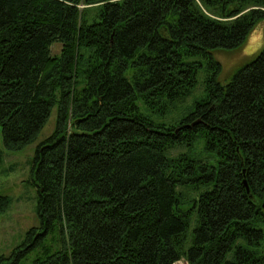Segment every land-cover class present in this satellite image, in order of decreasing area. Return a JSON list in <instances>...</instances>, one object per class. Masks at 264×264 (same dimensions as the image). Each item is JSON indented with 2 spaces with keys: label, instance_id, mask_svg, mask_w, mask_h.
Listing matches in <instances>:
<instances>
[{
  "label": "trees",
  "instance_id": "trees-1",
  "mask_svg": "<svg viewBox=\"0 0 264 264\" xmlns=\"http://www.w3.org/2000/svg\"><path fill=\"white\" fill-rule=\"evenodd\" d=\"M263 20L264 0H0L5 148L57 110L39 224L0 264H264V46L224 84L213 54Z\"/></svg>",
  "mask_w": 264,
  "mask_h": 264
},
{
  "label": "rangeland",
  "instance_id": "rangeland-1",
  "mask_svg": "<svg viewBox=\"0 0 264 264\" xmlns=\"http://www.w3.org/2000/svg\"><path fill=\"white\" fill-rule=\"evenodd\" d=\"M82 8L86 7L81 5ZM90 8H94L91 7ZM264 46V20L259 22L249 34L243 46L233 50L218 49L213 52L214 57L221 63L222 70L219 81L227 83L231 75L242 65L250 61ZM61 44L52 46V53H59ZM206 69L201 67L198 71V84L187 98L186 104H190L203 91L202 85ZM56 108L42 130L39 139L20 151H9L3 143L0 127V151L3 159L0 163V194L11 198L9 209L0 214V254H9L25 238L27 230L39 224L37 215V187L32 183V161L37 144L49 136L56 124ZM174 153H177L175 151ZM194 227L191 224L190 230ZM175 264H188L181 260Z\"/></svg>",
  "mask_w": 264,
  "mask_h": 264
},
{
  "label": "water",
  "instance_id": "water-1",
  "mask_svg": "<svg viewBox=\"0 0 264 264\" xmlns=\"http://www.w3.org/2000/svg\"><path fill=\"white\" fill-rule=\"evenodd\" d=\"M245 185H246V187H247V190L249 191V187H248V185H247V182H245ZM263 207H264V203H263Z\"/></svg>",
  "mask_w": 264,
  "mask_h": 264
}]
</instances>
